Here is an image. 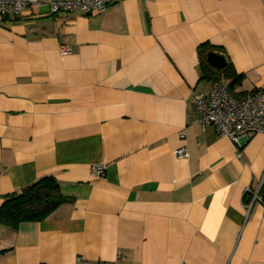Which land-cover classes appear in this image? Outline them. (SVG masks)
Returning <instances> with one entry per match:
<instances>
[{
  "label": "crops",
  "instance_id": "obj_1",
  "mask_svg": "<svg viewBox=\"0 0 264 264\" xmlns=\"http://www.w3.org/2000/svg\"><path fill=\"white\" fill-rule=\"evenodd\" d=\"M105 1L0 17V205L44 177L72 200L0 226V264H264L246 193L264 188V134L238 147L191 123L213 83L203 44L242 77L232 95L264 88V0Z\"/></svg>",
  "mask_w": 264,
  "mask_h": 264
},
{
  "label": "built area",
  "instance_id": "obj_2",
  "mask_svg": "<svg viewBox=\"0 0 264 264\" xmlns=\"http://www.w3.org/2000/svg\"><path fill=\"white\" fill-rule=\"evenodd\" d=\"M42 5L47 6L50 15L78 11L87 16L102 14L107 8L105 0H0V17H21L25 9L38 12ZM60 53L69 55L71 48L61 46ZM193 104L196 116L191 123L202 128L213 125L220 135L227 137L235 146L241 147L250 134H264V88L237 98L229 92L227 85L212 83L209 94L206 97L195 95ZM174 154L179 159L189 157L185 148L176 150ZM93 171L102 174L100 167ZM246 193H250L253 203L264 205V199L258 195L259 189L256 192L247 189ZM76 262L86 264L80 258Z\"/></svg>",
  "mask_w": 264,
  "mask_h": 264
},
{
  "label": "trees",
  "instance_id": "obj_3",
  "mask_svg": "<svg viewBox=\"0 0 264 264\" xmlns=\"http://www.w3.org/2000/svg\"><path fill=\"white\" fill-rule=\"evenodd\" d=\"M211 52L212 49L206 44L199 48V56L204 69L208 76L212 77L213 83H219L218 81L222 77L228 79V90L232 93L234 88L240 85L242 77L237 75L227 64L222 69L211 68L206 62L207 55ZM245 95L243 94L241 97ZM258 195L264 199V188ZM71 201L70 198L64 197L60 193L59 185L54 178H41L23 188L20 193L3 198L0 205V226L15 230L19 224L24 222L44 221L58 207Z\"/></svg>",
  "mask_w": 264,
  "mask_h": 264
},
{
  "label": "water",
  "instance_id": "obj_4",
  "mask_svg": "<svg viewBox=\"0 0 264 264\" xmlns=\"http://www.w3.org/2000/svg\"><path fill=\"white\" fill-rule=\"evenodd\" d=\"M207 63L215 69H222L226 65L224 57L213 52L207 55Z\"/></svg>",
  "mask_w": 264,
  "mask_h": 264
}]
</instances>
